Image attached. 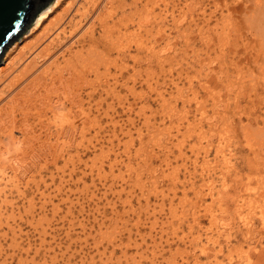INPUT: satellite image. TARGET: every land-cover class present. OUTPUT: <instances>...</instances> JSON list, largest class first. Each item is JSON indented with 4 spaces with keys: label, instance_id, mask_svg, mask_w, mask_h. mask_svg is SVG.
I'll return each mask as SVG.
<instances>
[{
    "label": "rangeland",
    "instance_id": "374dc122",
    "mask_svg": "<svg viewBox=\"0 0 264 264\" xmlns=\"http://www.w3.org/2000/svg\"><path fill=\"white\" fill-rule=\"evenodd\" d=\"M101 1L117 17L134 10L131 0ZM152 1L147 65L125 58L122 79H134L111 95L95 57L103 46L91 50L95 63L88 55L84 71L99 62L100 76L86 73L101 81L84 99L83 142L58 151L63 157L40 169L37 188L22 182L29 187L20 199L8 194L13 206L0 203V264H264V0ZM67 2L31 33L28 24L0 65ZM90 4L76 0L70 11L91 14ZM91 18L85 25L76 16L67 30L86 33L93 23L98 37ZM114 33L104 43L133 38Z\"/></svg>",
    "mask_w": 264,
    "mask_h": 264
},
{
    "label": "bare ground",
    "instance_id": "6f19581e",
    "mask_svg": "<svg viewBox=\"0 0 264 264\" xmlns=\"http://www.w3.org/2000/svg\"><path fill=\"white\" fill-rule=\"evenodd\" d=\"M60 1L61 0H52L48 5L43 7L37 13L33 25L28 32L31 33L32 30L41 23L48 12ZM90 1L92 8L91 14L87 10V7L85 8L83 6L82 10L77 8L78 6L75 7V9H77L74 14H72L70 10L74 7L76 0H68V2L65 3L66 6L63 13L57 14L54 19L52 18L50 24L34 41L28 44L26 50L20 48L17 54L12 57V53L16 48H19L18 43L15 41L16 43L14 42L13 46L11 45V49H8L4 53L2 58L3 65L2 63L0 65V203L2 201L3 203H6L4 201H10L7 200L8 194H14L16 201L20 199L21 196L25 194L24 189L27 185H24V189L20 188L22 182H31L32 185H36L35 188H37V180L42 178V175H45L40 173V169L42 167L48 169L49 164L52 163L51 165H55L59 157H63V154H59L58 151H61V149L66 151L72 146L78 147L79 145L80 147L85 135V120H87L86 118L89 114V108L85 106L84 99H93V92L97 90L95 89L96 86H93L92 80L96 78V75H99L101 71L98 69L100 65H98L99 62L102 63L105 68V70L103 68L102 73L103 71L106 72L107 91H109L111 95H115L117 93L115 91L116 85H127V83H129L128 78L133 76L127 74V78L122 79L123 70L129 68L127 62L124 61L125 58H133V63L142 59L140 62L146 65L150 60L148 57L150 50L146 37L151 31L150 27L152 25L148 17V13H151L150 11L154 9H152L154 5L150 6L151 2L154 4L152 0H131V3L126 5H128V7L132 5L134 10L131 12L129 9L130 12H128V14H122L121 17L111 15L117 8H114L113 11L105 10L109 5H105L104 7L103 1ZM119 2L122 3L120 6H126H123L124 0ZM79 4L81 3L79 2ZM258 7H260L259 9L264 13L263 3ZM108 9L110 8L108 7ZM160 10L161 8L158 9V11ZM108 11L110 12L109 14ZM118 11L122 12L123 10L122 8H118ZM146 11L149 12L146 13ZM69 13H71L70 16ZM76 13L78 15H76ZM262 13H259L261 14L260 19L263 18ZM76 16H79L80 19H85V23L86 21L91 22V17H95L97 28H99V31L97 30L99 38L95 36L94 29H92L93 23L92 26L90 25L91 29L88 28L90 30L86 28L88 30L86 33L84 31L85 28L80 33H77L74 28H69V30H67L68 27L66 26L69 25L70 27L77 19L74 20ZM87 23L85 25H87ZM129 27H134L136 30L133 29L132 31ZM113 31H116L114 34L128 36V39L136 37L134 39L132 38L128 44H123L125 41L121 43L122 41L109 40L104 43L105 39L111 37ZM159 33H161L160 30ZM101 34H103V37ZM89 41L93 42V44ZM87 44L92 45L87 46ZM100 45L103 47L96 51L95 57L99 62L95 65V61L91 57L92 54L90 55L92 52L90 51H93V49L96 50ZM131 48H134L137 53L143 51V56L137 57V53L135 55H130ZM112 52L115 53L114 57H111ZM88 55L92 58L89 60L94 61V63H92L94 66L91 67L92 71L86 68V72L87 69L88 71L94 72V76L96 77L92 76V80L90 79L91 76L89 77L90 73L84 71L87 63L85 61L88 60ZM90 61H88L87 64H89ZM131 66H133V64ZM110 67H113V70H111ZM97 71L99 73H97ZM133 79L130 78V80ZM100 81L101 80L97 81L98 84H100ZM84 83L90 86H88L89 89L83 90L82 86H84ZM128 88L130 87L128 86ZM101 101L102 98H96L94 101L96 107L99 106ZM223 155L224 154H222V159ZM227 159L225 158V161ZM49 175L48 173V176ZM44 178L45 176L43 179ZM10 202L11 206H13V201L11 200ZM246 219L247 216L244 218V224L248 226L247 223H249V225L251 224L250 217L248 220Z\"/></svg>",
    "mask_w": 264,
    "mask_h": 264
},
{
    "label": "water",
    "instance_id": "95a60500",
    "mask_svg": "<svg viewBox=\"0 0 264 264\" xmlns=\"http://www.w3.org/2000/svg\"><path fill=\"white\" fill-rule=\"evenodd\" d=\"M51 0H0V57Z\"/></svg>",
    "mask_w": 264,
    "mask_h": 264
}]
</instances>
